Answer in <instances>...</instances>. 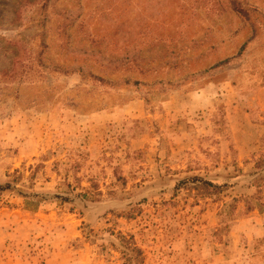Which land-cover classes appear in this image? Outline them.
Returning <instances> with one entry per match:
<instances>
[{"label": "rangeland", "instance_id": "374dc122", "mask_svg": "<svg viewBox=\"0 0 264 264\" xmlns=\"http://www.w3.org/2000/svg\"><path fill=\"white\" fill-rule=\"evenodd\" d=\"M261 154L264 0H0V264H264Z\"/></svg>", "mask_w": 264, "mask_h": 264}, {"label": "trees", "instance_id": "16d2710c", "mask_svg": "<svg viewBox=\"0 0 264 264\" xmlns=\"http://www.w3.org/2000/svg\"><path fill=\"white\" fill-rule=\"evenodd\" d=\"M254 167L258 171L264 170V154H261L259 158L254 161ZM192 181L200 182L202 188H206L207 190H212L213 193L219 194L223 190V188H220L209 182L202 181L201 179H193ZM232 202H236V200L234 199L232 200ZM250 210L252 209L248 205L246 211L249 212ZM128 252L129 253H124V255H126V259H125L126 264H143L142 259L140 257L141 252L139 249L128 246Z\"/></svg>", "mask_w": 264, "mask_h": 264}, {"label": "crops", "instance_id": "0c3cea01", "mask_svg": "<svg viewBox=\"0 0 264 264\" xmlns=\"http://www.w3.org/2000/svg\"><path fill=\"white\" fill-rule=\"evenodd\" d=\"M236 142V144L238 143L237 141H234ZM237 150H238V157L239 158H246L248 157L251 153L255 152V148L253 146V144H247V145H238L237 144ZM250 149H253V150H250ZM262 235V234H261Z\"/></svg>", "mask_w": 264, "mask_h": 264}]
</instances>
